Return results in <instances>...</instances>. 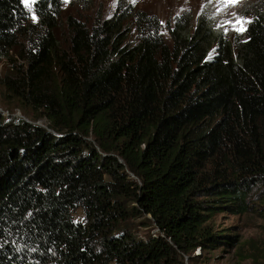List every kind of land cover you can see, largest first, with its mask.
I'll list each match as a JSON object with an SVG mask.
<instances>
[{
    "label": "trees",
    "instance_id": "16d2710c",
    "mask_svg": "<svg viewBox=\"0 0 264 264\" xmlns=\"http://www.w3.org/2000/svg\"><path fill=\"white\" fill-rule=\"evenodd\" d=\"M244 9L234 43L206 15L169 23L168 43L120 6L70 17L62 47L64 0H0L3 102L30 119L0 113V264L252 259L216 223L264 221V0Z\"/></svg>",
    "mask_w": 264,
    "mask_h": 264
},
{
    "label": "rangeland",
    "instance_id": "374dc122",
    "mask_svg": "<svg viewBox=\"0 0 264 264\" xmlns=\"http://www.w3.org/2000/svg\"><path fill=\"white\" fill-rule=\"evenodd\" d=\"M35 0H24L28 7H32ZM252 0H64V10L57 28V38L62 47L67 46L70 17L92 26L98 20L110 19L117 11V8L131 6L135 10L143 11L149 15H155L165 28V38L168 43L171 39L168 34L169 23L184 15L197 19L206 15L217 28L224 31L225 35L234 43L237 39H245V31L250 17L244 14V7ZM33 19L36 21L34 11ZM133 23L130 24L131 34L129 42H134L138 37V31ZM132 26V27H131ZM8 62L0 59V76L7 73ZM3 89L0 87V113L7 116L12 113L15 117L28 119L26 114L17 107H8L3 102ZM30 119H28L29 121ZM38 125L45 126L46 120L38 121ZM78 217L82 214L79 212ZM217 226L221 229H231L233 233H239L245 243L244 255L252 259L242 261L237 251L229 248H221L208 253L198 249L194 256L196 260L185 264H264V221L256 216L248 215L236 217L231 215H219ZM145 230V229H144ZM140 230V232H144ZM198 258V259H197Z\"/></svg>",
    "mask_w": 264,
    "mask_h": 264
},
{
    "label": "snow or ice",
    "instance_id": "6c2138e0",
    "mask_svg": "<svg viewBox=\"0 0 264 264\" xmlns=\"http://www.w3.org/2000/svg\"><path fill=\"white\" fill-rule=\"evenodd\" d=\"M234 2H235V0H234Z\"/></svg>",
    "mask_w": 264,
    "mask_h": 264
}]
</instances>
